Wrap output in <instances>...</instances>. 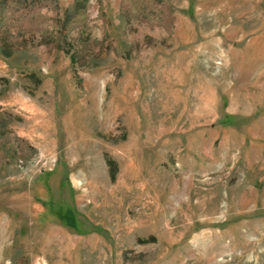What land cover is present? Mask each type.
<instances>
[{
    "label": "rangeland",
    "instance_id": "obj_1",
    "mask_svg": "<svg viewBox=\"0 0 264 264\" xmlns=\"http://www.w3.org/2000/svg\"><path fill=\"white\" fill-rule=\"evenodd\" d=\"M0 264H264V0H0Z\"/></svg>",
    "mask_w": 264,
    "mask_h": 264
}]
</instances>
